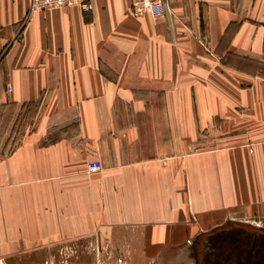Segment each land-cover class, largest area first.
Masks as SVG:
<instances>
[{
    "label": "crops",
    "instance_id": "0c3cea01",
    "mask_svg": "<svg viewBox=\"0 0 264 264\" xmlns=\"http://www.w3.org/2000/svg\"><path fill=\"white\" fill-rule=\"evenodd\" d=\"M92 2L0 0V261L180 246L264 209V0H170L158 20Z\"/></svg>",
    "mask_w": 264,
    "mask_h": 264
},
{
    "label": "rangeland",
    "instance_id": "374dc122",
    "mask_svg": "<svg viewBox=\"0 0 264 264\" xmlns=\"http://www.w3.org/2000/svg\"><path fill=\"white\" fill-rule=\"evenodd\" d=\"M24 123L21 118L15 140ZM14 147L3 155L11 154ZM18 250L14 254L22 256L24 262L1 260L0 264H35L27 259L26 248ZM47 257L42 264H264V209L255 212L246 209L241 218H229L221 226L180 246H133L131 242H96L87 237L78 244L53 247Z\"/></svg>",
    "mask_w": 264,
    "mask_h": 264
},
{
    "label": "built area",
    "instance_id": "2783aa9c",
    "mask_svg": "<svg viewBox=\"0 0 264 264\" xmlns=\"http://www.w3.org/2000/svg\"><path fill=\"white\" fill-rule=\"evenodd\" d=\"M72 6H79L84 12H92L94 8L92 0H31L30 12ZM131 8L135 16L149 14L154 20L171 13L169 0H131ZM101 169L102 165L98 162L91 163L89 166L90 171Z\"/></svg>",
    "mask_w": 264,
    "mask_h": 264
}]
</instances>
